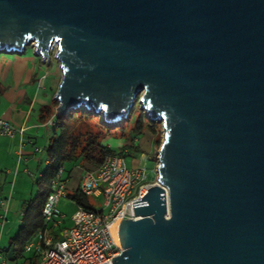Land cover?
<instances>
[{"label": "water", "instance_id": "1", "mask_svg": "<svg viewBox=\"0 0 264 264\" xmlns=\"http://www.w3.org/2000/svg\"><path fill=\"white\" fill-rule=\"evenodd\" d=\"M62 73L56 115L161 123L112 264H264V0H0V52Z\"/></svg>", "mask_w": 264, "mask_h": 264}, {"label": "built area", "instance_id": "2", "mask_svg": "<svg viewBox=\"0 0 264 264\" xmlns=\"http://www.w3.org/2000/svg\"><path fill=\"white\" fill-rule=\"evenodd\" d=\"M43 79L44 76L42 87ZM52 120L45 124L52 126ZM25 130L23 126L16 128L0 118V136H22ZM55 176L43 203L45 228L38 231L24 248L25 253H31L35 258L30 264H112V258L122 249L113 243L109 228L119 218L137 219L133 203L140 201L151 185L145 164L127 167L124 157L108 155L98 167L85 171L78 190L85 196L101 198V206L92 209L76 206L70 216L71 225L62 230L59 239H54L49 231L65 220L58 206L66 198L67 179L64 169Z\"/></svg>", "mask_w": 264, "mask_h": 264}, {"label": "trees", "instance_id": "3", "mask_svg": "<svg viewBox=\"0 0 264 264\" xmlns=\"http://www.w3.org/2000/svg\"><path fill=\"white\" fill-rule=\"evenodd\" d=\"M4 51V50H3ZM0 53H5V52ZM32 80H35L32 78ZM57 103L54 102L56 108ZM53 123V134L48 145L44 148L47 158V165L36 184L43 190L39 191L32 201L23 204L24 216L22 224L16 232V236L9 242V259L14 261L23 257L24 248L36 236L37 232L45 228L42 209L48 194L50 193L51 182L60 169H64L67 178L75 166L85 170H93L98 167L108 155H119L126 158H137L144 154L140 144V137L145 130L155 137L153 144L159 148L161 142L158 136V124L142 114L133 118L130 112L126 120L119 124L106 123L100 116L84 107L75 108L66 114L54 115L51 108L39 116V121L46 123L51 120ZM133 118V125L127 129V123ZM91 125L99 127L107 136L118 134L122 144L118 148L107 146L102 142L101 136L92 133ZM85 126V128H82ZM67 197L76 206L92 209L93 204L90 197L81 194L77 189L68 194ZM57 238V237H56ZM6 254V255H7ZM29 258H26L28 260Z\"/></svg>", "mask_w": 264, "mask_h": 264}, {"label": "crops", "instance_id": "4", "mask_svg": "<svg viewBox=\"0 0 264 264\" xmlns=\"http://www.w3.org/2000/svg\"><path fill=\"white\" fill-rule=\"evenodd\" d=\"M46 98L47 97L39 100L38 105L36 104L37 102L34 104V107L38 108V110L36 108V117L32 116L34 110L31 112L29 111L30 113L28 114L27 109L23 107L20 109L14 108L15 110L8 111L6 108L0 116L1 119L7 120L16 128L22 126L26 128L22 136L18 134L14 135L13 137L0 136V138H2V141H0V168H4V170L0 169V202L2 204L0 206V227L1 230H3L0 231V246L4 240V235L10 236L7 245L5 247H0V264H6V261L13 262L9 259L7 249H9V242L16 236V232H18V228L22 224V219L24 216V211L22 208L23 204L32 201L36 194L43 190L36 184V181L39 176H41L44 168L47 165V158L44 148L49 143V140L53 134V129L50 125H46L39 121V116L42 111L46 113L47 108L53 109L54 115H56L57 108L53 107L55 102L54 97L51 103L48 102ZM46 138L48 139V143L44 146H40V140ZM43 153L45 154L44 160L38 156L39 154ZM141 156H145V152ZM6 159H9L8 164L4 163ZM30 164L35 165L33 171H31L29 168ZM138 164H140V162L137 161L133 166ZM85 171L88 170H85L79 166H75L73 168L71 174L66 178L67 195L75 192L78 189L81 176ZM34 187L37 188L35 195L32 193ZM67 195L64 199H67V202L74 205L76 209V205L72 203ZM14 197L18 199H14ZM67 205L68 203H65L63 200H61L58 207L60 208ZM18 216L20 223L17 229H14V223ZM64 216V222L61 225L53 226L51 231H49L54 239H59L61 237L62 230L66 227L69 228L71 225V220L69 218L67 219L66 215ZM21 258L23 260L22 264H30L35 261V258H33L31 253L24 252L23 257H20L16 260H20ZM26 258L29 259L26 260Z\"/></svg>", "mask_w": 264, "mask_h": 264}, {"label": "rangeland", "instance_id": "5", "mask_svg": "<svg viewBox=\"0 0 264 264\" xmlns=\"http://www.w3.org/2000/svg\"><path fill=\"white\" fill-rule=\"evenodd\" d=\"M56 50L52 49L50 51V59L42 60V58L35 54L32 43H29L20 54H7L0 53V116L3 111L7 108L8 110H15L14 108H26L27 113H32L33 117L36 113V108L34 104L38 105V101L41 99H46L48 102H52V99L55 95V92L58 89V85L61 81L62 73L60 70V66L58 61L55 58ZM36 75V76H35ZM43 79V87H42V77ZM31 78L35 79L32 80ZM26 99V100H25ZM43 101V100H42ZM134 106L130 110V115L135 118L142 114V117L147 118V114L145 110L141 109V105L139 102V98L133 103ZM35 108V109H34ZM38 110V108H37ZM30 111V112H29ZM133 118H130L127 123V129H130L133 125ZM126 119H122L124 122ZM158 138L160 142H163L164 139V131L161 123H158ZM116 124H119L116 123ZM53 125L51 126V128ZM82 128H85L83 126ZM92 133L101 136L102 142L107 144V146L118 148L122 144V140L118 134L107 136L99 127L91 125ZM52 132V131H51ZM2 138H0V141ZM153 137L149 131L145 130L144 133L140 137L141 148L145 152V156H139L135 159L126 158L127 167L133 166L137 161L141 164H145L148 173V181L149 184L153 185L157 182V166H158V150L159 148L155 147L153 144ZM48 139L40 140V146L46 145ZM39 157L44 160L45 154H39ZM5 164L9 163V159L4 161ZM4 167V166H3ZM35 165L30 164L29 168L33 171ZM4 170V168H0ZM37 188L34 187L32 191L33 195L36 194ZM14 199H18L14 197ZM65 203H68L67 206L60 207V211L66 215L67 219L71 218L74 213L75 207L71 203L67 202V199H62ZM90 201L93 206L98 207L101 206L102 199H96L94 197H90ZM19 216L15 220L14 229H17L19 225ZM0 231L1 227H0ZM14 231V230H13ZM10 236L4 235V240L0 247H5L7 245L8 239ZM22 258L20 260H16L13 262L6 261V264H22Z\"/></svg>", "mask_w": 264, "mask_h": 264}]
</instances>
